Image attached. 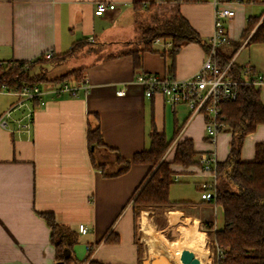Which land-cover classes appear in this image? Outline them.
Returning <instances> with one entry per match:
<instances>
[{
	"label": "crops",
	"instance_id": "obj_1",
	"mask_svg": "<svg viewBox=\"0 0 264 264\" xmlns=\"http://www.w3.org/2000/svg\"><path fill=\"white\" fill-rule=\"evenodd\" d=\"M141 1L145 0H0V62L33 61L49 50L60 55L81 39L100 42L98 37H101L104 47L129 45L117 54L92 59L82 66L87 67L84 76L89 90L82 89L76 96L48 92L54 87L48 84L42 86L46 93L40 101L16 106L18 95L0 91V121L11 111L7 127L0 125V264H56L51 230L40 216L43 212H53L60 224L78 233L80 225L89 228L86 234L79 233L74 248L81 264L92 260L103 264L146 263V255L142 256L136 238L138 217L132 201L150 166L133 164L119 177L104 178L92 163L87 143L93 114L99 115L105 142L124 158L132 159L136 153L149 150L150 135L156 131L171 142L164 157L166 161L173 160L177 144L187 139L194 142L198 152L196 161L202 153L210 152L215 153L217 163L226 160L230 128L228 132L221 131L215 143L210 142L204 115L192 116L188 105L173 106L160 93L147 97L136 78L142 72L176 79L194 75L207 58L208 40L213 35L215 11L219 7L235 12L226 22L229 43L242 42L233 63L243 69L250 67L264 77V43H248L264 20V0L232 3L201 0L181 4V14L205 46L184 45L170 69L172 60L162 55L170 48L166 50L162 44L155 43L157 52H145L142 68L135 69L133 57L123 53L133 48L132 42L137 39L135 5ZM101 2L114 3L117 9L97 16L95 8ZM258 17L253 32L243 40L249 20ZM110 33L116 34L115 41H108L107 38H112ZM223 49L228 50L229 46ZM256 89L264 106V85ZM29 113L33 115V124L21 128L20 123L27 122ZM262 142L264 124L246 137L242 160L254 161L256 144ZM171 168L175 171L174 180L192 178L200 186L210 179L198 163L188 168L176 165ZM160 207L173 210L179 218L188 221L186 227L180 228V234L189 232L195 236H185L182 242L187 244L174 242V245L202 258L208 256V239L215 246V232L225 227L222 206L202 197L196 201L183 197L170 206ZM207 225L212 229L206 230ZM147 230L143 225L145 236H151ZM110 234L118 241H106ZM154 238L159 237L154 235ZM89 246L93 249L87 253Z\"/></svg>",
	"mask_w": 264,
	"mask_h": 264
},
{
	"label": "trees",
	"instance_id": "obj_2",
	"mask_svg": "<svg viewBox=\"0 0 264 264\" xmlns=\"http://www.w3.org/2000/svg\"><path fill=\"white\" fill-rule=\"evenodd\" d=\"M199 1L201 0H172L166 3L162 0H145L135 5L137 15L149 11L152 18L149 25L140 24L136 18L135 25L139 36L137 41H133L135 43L132 42L136 46L123 53L133 57L135 69L142 68L145 52H157L154 49L157 39L171 43L168 53L162 52V55L172 60L170 69L175 66V59L184 45H204L198 33L180 12L181 4ZM219 1L227 3L231 0ZM160 9H164L162 16L157 13ZM259 19L249 20L242 35L243 40L253 32ZM259 42L264 43V20L248 40V43ZM95 43L94 40H78L69 51L60 55L54 53L50 59H46L43 54L33 61L0 62V91L2 86L11 91H22L24 87L42 88L44 85H60L72 80L82 82L87 67L73 69L53 78L47 75L48 67L68 63L77 58L83 48ZM241 44V41L228 43L219 49L218 61L222 68L229 64ZM226 45L229 46L228 50L223 49ZM229 73L241 83L237 98L221 105L220 120L231 129L232 135L226 160L217 163L216 203L222 206L225 221L224 229L214 234L215 246L219 251L217 264H264V142L256 144L254 161L245 162L241 158L246 137L264 124V106L260 91L252 84L244 82L243 68L233 63ZM251 74L255 75L253 69ZM92 120L94 122H89L87 143L92 163L104 178L119 177L127 173L133 164L150 166L149 174L133 196L132 207L135 215L140 208L170 206V189L175 183V171L171 166L188 168L198 163L194 142L190 139L179 142L173 160L166 161L164 157L171 142L163 134L153 131L149 150L138 152L132 159H127L105 142L99 115L93 114ZM40 216L51 230L56 264H81L74 250L79 241V233L60 224L53 212H43ZM205 229H212V226L207 225ZM111 236L112 234L106 241H118ZM89 264L103 263L92 260Z\"/></svg>",
	"mask_w": 264,
	"mask_h": 264
},
{
	"label": "built area",
	"instance_id": "obj_3",
	"mask_svg": "<svg viewBox=\"0 0 264 264\" xmlns=\"http://www.w3.org/2000/svg\"><path fill=\"white\" fill-rule=\"evenodd\" d=\"M238 0H231L237 2ZM126 4H124L125 6ZM117 5L114 3H98L95 8V15L103 16L108 12L115 11ZM235 16L233 9L219 7L215 11L214 32L208 40L209 51L207 58L202 67L191 77L185 79H176L174 77H162L154 74L139 73L136 80L145 89L147 97H153L156 93L162 94L168 103L175 106L184 103L189 106L192 116L202 114L206 120V137L215 143L217 137L221 133L224 125L220 120L221 105L225 102L235 100L238 96V88L240 81L231 77L229 71L233 64V60L222 68L218 61L219 49L229 43V37L226 29V22ZM91 40V39H90ZM156 43L162 44L167 50L171 43H163L161 39H157ZM54 52L49 50L45 53V58L50 59ZM252 68L244 69V82L252 84L255 88L264 85V77L261 75H252ZM89 90L87 77L84 76L82 82L71 85L64 82L60 85H54L48 92L56 95L68 93L77 95L80 90ZM1 92L7 94H15L20 97L16 106H22L27 102L40 101L46 92L39 86L33 89L24 87L22 91L8 90L2 86ZM122 93V92H120ZM8 114V113H7ZM4 119V118H3ZM0 121V125L7 127L5 120ZM33 115H27V122L20 123L21 128H29L33 124ZM198 164L202 168L203 174L210 177L208 181L200 184L201 197L205 201L216 202L218 190L217 178V158L214 152L202 153L198 158ZM89 228L80 225L79 233L86 234ZM92 247L87 248V253L92 251Z\"/></svg>",
	"mask_w": 264,
	"mask_h": 264
},
{
	"label": "rangeland",
	"instance_id": "obj_4",
	"mask_svg": "<svg viewBox=\"0 0 264 264\" xmlns=\"http://www.w3.org/2000/svg\"><path fill=\"white\" fill-rule=\"evenodd\" d=\"M149 11H145L143 13H139L137 15V19H139L140 24H146L149 25L152 22L151 14H149ZM159 16H162L164 14V9H160L158 12ZM136 20V18H135ZM136 27V26H135ZM137 28V27H136ZM139 33V32H138ZM137 33V37L139 34ZM112 35V38L108 41H115L116 34L110 33ZM98 40H101V37H98ZM100 42H96L95 44H90L83 48L82 53L75 59L69 61L68 63H65L63 65L57 66H49L47 75L49 78L56 77L58 75L67 73L73 69L80 68L84 65H87L90 63V61H94V59H100L105 56H108L110 54H117L119 51L126 49L129 45H120L115 46L112 44H109V46L104 47L105 44H102ZM134 41H137L134 39ZM135 43V42H133ZM112 45V46H111ZM135 45V44H133ZM136 46V45H135ZM131 47V46H130ZM94 51V52H92ZM68 82V81H67ZM11 111L5 115L4 120L7 122V120H10ZM229 127L224 126L223 132H228ZM178 180H175V183L171 186L170 189V201L171 202H178L181 201V199L186 200H194L201 198V191L200 186H198L195 181V179H185L181 178ZM165 207H148V208H140V210H137V230H136V238L139 245V248L141 250L142 256L146 255V263L145 264H175V261L171 260L168 256V253L166 251V243H172V242H179L182 244H187L182 242L183 238L185 236H192L195 237L193 234L189 232H184L183 234H180V228L186 227L188 224V221L182 220L177 215L173 213V210L164 209ZM144 212L150 213L148 215V220L146 221L144 217L147 215L145 214L143 216ZM143 225L145 228H147L148 232L151 233V236H145L143 232ZM154 235L159 238H154ZM148 240V241H147ZM153 246V249L151 248V245ZM208 256L205 257H199L202 264H214L215 260L218 259L219 251L216 246H214L208 239ZM193 252V251H192ZM182 257V253H181Z\"/></svg>",
	"mask_w": 264,
	"mask_h": 264
},
{
	"label": "bare ground",
	"instance_id": "obj_5",
	"mask_svg": "<svg viewBox=\"0 0 264 264\" xmlns=\"http://www.w3.org/2000/svg\"><path fill=\"white\" fill-rule=\"evenodd\" d=\"M144 219L147 221L148 220V215H146L144 217ZM166 245H167L166 246V251L168 252L169 258L171 260L175 261V264H182V262H181V253H182L183 250H187V249H185L183 247H180V245H174V242H172V243L168 242V243H166ZM174 246H176V247H174ZM188 251H190V250H188ZM190 252H192V251H190ZM192 253H194V252H192ZM194 254H196V253H194Z\"/></svg>",
	"mask_w": 264,
	"mask_h": 264
},
{
	"label": "water",
	"instance_id": "obj_6",
	"mask_svg": "<svg viewBox=\"0 0 264 264\" xmlns=\"http://www.w3.org/2000/svg\"><path fill=\"white\" fill-rule=\"evenodd\" d=\"M181 262L182 264H202L200 258L188 250L182 251Z\"/></svg>",
	"mask_w": 264,
	"mask_h": 264
}]
</instances>
